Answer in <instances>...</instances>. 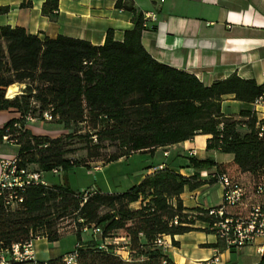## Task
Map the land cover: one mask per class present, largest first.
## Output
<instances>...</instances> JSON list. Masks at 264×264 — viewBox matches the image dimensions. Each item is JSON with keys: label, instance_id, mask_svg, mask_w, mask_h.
<instances>
[{"label": "trees", "instance_id": "trees-1", "mask_svg": "<svg viewBox=\"0 0 264 264\" xmlns=\"http://www.w3.org/2000/svg\"><path fill=\"white\" fill-rule=\"evenodd\" d=\"M116 6L134 13L135 27L125 32L123 41H116L109 30L101 46L65 36L41 38L20 27L0 28V111L20 115L0 129V143L4 137L16 141L17 166L41 173L83 166L68 157L75 151L68 142L76 134L51 138L26 128L27 118L43 122L49 112L50 123L62 125L63 130L84 126L86 132L80 137L88 141V159L100 160L105 147H115L105 165L209 135L208 150L233 155L241 174L254 184L264 182V118L259 120L252 108L264 99V84L233 74L207 86L193 74L159 63L142 43L143 14L123 5V0ZM58 11L59 0H45L44 16L53 18ZM15 85L25 88L8 98V89ZM226 96L244 105L238 117L222 114ZM33 165L38 169L32 170ZM188 167L196 171L194 176L163 168L125 192L96 189L87 198L83 191L65 185H30L18 191L23 202L13 208L6 205L7 193L0 190V248L40 238L58 242L63 237L60 223L72 219L78 241L76 264H177L158 248L157 239L169 236L176 246L175 236L214 233L210 226L215 219L208 210L185 208L180 197L186 190L217 183L225 173L210 159L190 158ZM213 167L217 177L202 180L199 171ZM139 201L140 208L132 209ZM199 223L206 228H198ZM95 227L102 230L100 240L90 234L83 243V229ZM118 231L126 233L132 254L144 260L126 261L104 243ZM29 264L66 263L60 256ZM258 264H264V255Z\"/></svg>", "mask_w": 264, "mask_h": 264}, {"label": "crops", "instance_id": "crops-1", "mask_svg": "<svg viewBox=\"0 0 264 264\" xmlns=\"http://www.w3.org/2000/svg\"><path fill=\"white\" fill-rule=\"evenodd\" d=\"M117 1L59 0L58 13L49 18L42 13L45 0H0V9H8L0 12V28L20 27L41 38L65 36L85 40L95 46L103 45L107 32L113 30L115 40L123 41L125 32L135 27V15L118 8ZM23 4L26 6L23 7ZM123 5L134 8L139 14L154 15L155 20H150L149 27L142 33V43L159 63L193 74L207 86L233 74L264 84V0H123ZM12 87L17 90V95L25 85ZM243 108L244 105L234 100L233 96L223 98L221 112L224 116L238 117ZM252 108L259 120L264 118V107L253 105ZM19 117V113L14 111H0V129ZM26 128L36 136L51 137L49 130L32 123H28ZM210 139L209 135H197L183 143L158 148L154 153H144L149 154L154 161L133 181L132 186L140 183L146 175L163 168L184 177H192L196 171L188 167L190 158L213 160L222 165L225 171L226 165L230 164L235 177L251 180L248 175L239 172L233 163V155L208 150ZM3 144L6 142L0 143V161L15 158L19 146L13 145L16 150L12 152L5 151ZM101 168L95 167V170ZM31 169L38 168L33 165ZM202 172L209 174V177L202 178L209 182L212 175L217 173V168L199 171L200 174ZM90 189L96 190H86ZM222 194L223 186L218 181L207 183L195 191L186 190L180 198L185 208L207 209L218 206ZM131 208L139 209L140 201L132 204ZM197 227L206 228L201 223ZM117 234L122 237L113 240L108 238L110 240L106 244L116 245L119 243L117 240L123 241L124 246L129 243L124 231H118ZM70 236H76V233L63 235L54 243L44 238L35 240V262H47L73 252L76 246L64 253L60 244L63 238ZM81 239L85 243L91 237L82 233ZM168 240L171 246L163 249V252L177 264H258L262 257L256 251L260 239L240 250L227 248L216 234L208 231L175 236L176 246L171 237Z\"/></svg>", "mask_w": 264, "mask_h": 264}, {"label": "built area", "instance_id": "built-area-1", "mask_svg": "<svg viewBox=\"0 0 264 264\" xmlns=\"http://www.w3.org/2000/svg\"><path fill=\"white\" fill-rule=\"evenodd\" d=\"M143 16V27L147 29L149 21L155 20V17L150 13ZM255 106L264 107V99H259ZM43 119L45 122L53 120L49 112L44 113ZM27 120L30 123L37 121L32 117L27 118ZM3 141L12 145L16 144V141L9 137H4ZM0 170V190L7 193L6 205L9 207L13 208L23 202V198L18 195V191L26 186H48V183L44 180V173L19 168L16 158L2 159ZM60 171L54 169L51 173L59 175ZM201 177L207 178L209 174L203 173ZM212 177H217V173ZM219 182L223 186L222 202L216 207L207 208L209 215L215 219L214 224L210 226V230L229 249L240 250L260 239L261 243L257 245L256 251L259 255H264V182L261 181L257 184H254L252 180L239 182L227 173H222L219 176ZM92 191V189L84 190L85 198L92 194ZM83 233H91L97 236L102 234V230L97 227L84 228ZM168 238L169 236L158 238L156 245L162 249L171 246ZM34 242L35 240H30L23 245L16 244L10 249L0 248V264H29L35 262ZM123 250L126 256L121 255L119 252L116 253L120 254L124 260L130 261L129 256L132 252L129 243L124 246ZM64 262L66 264H76V251L64 256Z\"/></svg>", "mask_w": 264, "mask_h": 264}, {"label": "rangeland", "instance_id": "rangeland-1", "mask_svg": "<svg viewBox=\"0 0 264 264\" xmlns=\"http://www.w3.org/2000/svg\"><path fill=\"white\" fill-rule=\"evenodd\" d=\"M20 88L18 85H16ZM21 91V90H20ZM36 127H43L50 131L51 137H60L61 135L71 133L75 135L69 142V148L75 149L74 153L68 155L72 160H79L83 166L75 167L74 169L64 172L60 171L59 175H53L52 173H44V180L48 184L65 185L73 191H84L88 188H96L105 193H122L127 191L132 187L133 181H135L138 176L153 163V158L149 154H136L127 160H120L105 166V160L116 151L115 147L107 146L102 151L103 158L100 160H90L87 158L86 146L88 141L85 138H81L85 134L84 126L73 127L70 131L63 130V126L50 123V122H40L37 121L32 123ZM3 149L5 151H15V147L11 144H3ZM105 166V167H103ZM225 173L232 176L236 181L245 182L246 180L240 177H235L233 174L232 165L228 164ZM95 167L100 168V170H95ZM36 170V169H32ZM207 173V172H202ZM204 178V177H203ZM222 202V200H221ZM220 202V204H221ZM218 204V205H220ZM61 233L67 235L70 232H75L76 227L72 219H67L60 223L59 225ZM85 235H90L91 233H83ZM100 240V236L97 235ZM120 235H115V233L110 237V239L121 238ZM110 239L104 241L106 244ZM119 243L116 245H110L115 252H119L121 255L126 256L123 250V241L117 240ZM77 243L76 236L65 237L61 241L62 251L68 252L75 248ZM107 245V244H106ZM160 248V247H158ZM162 249V248H160ZM163 251V249H162ZM119 254V255H120ZM130 261H141L144 260V256H138L137 254H131L129 256ZM239 264H241L239 262Z\"/></svg>", "mask_w": 264, "mask_h": 264}, {"label": "bare ground", "instance_id": "bare-ground-1", "mask_svg": "<svg viewBox=\"0 0 264 264\" xmlns=\"http://www.w3.org/2000/svg\"><path fill=\"white\" fill-rule=\"evenodd\" d=\"M17 90L16 89H14L13 87H10L9 89H8V93H7V96L9 97V98H13L15 95H16V92Z\"/></svg>", "mask_w": 264, "mask_h": 264}]
</instances>
